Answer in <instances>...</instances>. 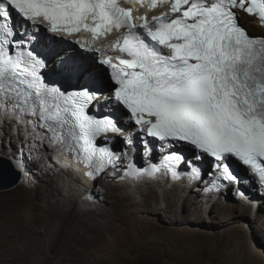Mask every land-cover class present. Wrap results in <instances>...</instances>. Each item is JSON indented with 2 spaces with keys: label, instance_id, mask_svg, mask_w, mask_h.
<instances>
[{
  "label": "snow or ice",
  "instance_id": "6c2138e0",
  "mask_svg": "<svg viewBox=\"0 0 264 264\" xmlns=\"http://www.w3.org/2000/svg\"><path fill=\"white\" fill-rule=\"evenodd\" d=\"M241 13L264 25V0H0V110L89 178L187 176L248 200L264 189V35Z\"/></svg>",
  "mask_w": 264,
  "mask_h": 264
},
{
  "label": "rangeland",
  "instance_id": "374dc122",
  "mask_svg": "<svg viewBox=\"0 0 264 264\" xmlns=\"http://www.w3.org/2000/svg\"><path fill=\"white\" fill-rule=\"evenodd\" d=\"M252 22L243 20L251 34L264 35V28ZM13 128L4 129L7 143L9 138L16 142ZM4 146L2 152L8 154L9 146ZM119 178L100 180L102 201L94 204L84 195L88 204L78 203L96 208L89 213L95 219L91 233L87 230L86 264H264L263 203L258 208L234 191L211 207L202 204L199 191H185L183 186L177 191V184L129 187ZM63 186L69 189L56 178L28 177L0 192V264H18L14 246L24 248L26 241L35 239L37 224L45 216L40 199ZM107 209L108 214L100 213ZM78 213L73 211L76 218Z\"/></svg>",
  "mask_w": 264,
  "mask_h": 264
},
{
  "label": "bare ground",
  "instance_id": "6f19581e",
  "mask_svg": "<svg viewBox=\"0 0 264 264\" xmlns=\"http://www.w3.org/2000/svg\"><path fill=\"white\" fill-rule=\"evenodd\" d=\"M246 18L251 19V17L249 16H246ZM252 23L258 25L257 22ZM1 116H3L2 110H0V117ZM12 125L13 123L10 122L9 124H6L2 129L11 130ZM0 134L2 135V133ZM25 143L33 148H37L39 145L37 141L33 142L32 138L27 140ZM2 150L3 148L0 147L1 155H3ZM58 153L60 154V152ZM4 155H7L9 157V153ZM49 155L51 157L50 159L52 160L51 163L45 162L47 160L45 154L39 153L40 159L37 160H44L45 164L38 165L36 167V170H38V172H41V174H51L56 179L62 180V183H64L65 186H68L69 189L66 190L64 186L61 188H56L55 190L46 194L44 198L40 199V203L43 206L45 216L43 217V220H41L37 224V227H39L36 231L37 237H35V239L26 241L24 248H19L18 245L14 246V252L18 256L16 262L18 264H86L87 250L85 249V246L88 231L93 228V225L91 224L95 219L90 217L89 213H96L94 212V210L96 211V208L92 206H86L85 208H83L78 203L80 202L81 205L88 204L84 200V197L88 193L89 188L92 186V184H88L87 182H85L83 177L84 172L81 169H77L72 173V175L70 171H59L58 166H53V164L55 163L54 160L58 159V155L55 152H52ZM62 156L64 155H61V157ZM14 163L22 171V182H24L28 179V173H25L26 170H24V164L21 162L20 164H18L16 161H14ZM104 179H102V181ZM121 181V184L131 187L126 180L121 179ZM161 182L163 181H158V184H161ZM37 183L38 180L36 184ZM112 183L113 182L111 181L110 184ZM179 187L182 186L179 184H177V186H174L177 191H181ZM104 189L105 187H103V190ZM184 190L186 191V189ZM99 191L100 188L98 184H96L95 186H93V189L90 192V195L94 199V204L104 199L99 197ZM245 191L252 196L251 198L253 200L256 199V197L253 196V189L251 187H247ZM149 200V198H146L147 203L149 202ZM172 203H174V200ZM75 209H78V211L81 212L78 213L80 214L79 218H76V216L73 214V211ZM102 212L108 214L109 209H107V211L103 210L100 213Z\"/></svg>",
  "mask_w": 264,
  "mask_h": 264
},
{
  "label": "clouds",
  "instance_id": "9594fccd",
  "mask_svg": "<svg viewBox=\"0 0 264 264\" xmlns=\"http://www.w3.org/2000/svg\"><path fill=\"white\" fill-rule=\"evenodd\" d=\"M250 32V31H249ZM253 35V34H252ZM5 143V144H4ZM13 143V142H12ZM12 143H10L9 141H8V143L6 142V141H3V146H2V148H3V150L5 149V146L4 145H7V146H11V144ZM13 145V144H12ZM14 146H16V145H14ZM15 148V147H14ZM17 148V147H16ZM8 150H9V148H8ZM15 150V149H14ZM9 156L11 157V155L9 154ZM46 162V161H45ZM18 163V162H17ZM19 164V163H18ZM24 164V170H26V174L28 173V177H29V179L31 178V179H33V178H35V177H38V178H43V177H45V178H50V176H51V178H55V177H53L51 174L50 175H44V174H41V173H39L37 170H36V167L38 166V165H41V164H45L44 163V160H42V161H39V160H37L36 158H34L33 157V160L31 161V162H24L23 163ZM54 166L56 167V166H58V170H59V165L55 162L54 163ZM49 169V168H48ZM60 170H62V171H70L71 172V174L73 173V172H75L76 170L74 169H67V170H63V169H60ZM59 170V171H60ZM31 171H33V172H31ZM32 173V174H31ZM30 175V176H29ZM108 176H110V175H108ZM107 175H106V177H108ZM84 177V176H83ZM105 177V178H106ZM183 178V177H182ZM102 179H104V178H102ZM102 179H96L93 183H92V186H95L96 184H98L99 182H100V180H102ZM85 180V179H84ZM121 180V179H120ZM85 182H87L86 180H85ZM164 182H169V184H171V185H176V184H179V185H181V186H183V184L181 183V181L180 182H173L172 181V179H166V180H163V182H161V184H163V185H165V183ZM153 183H156V184H158V181H147V183L146 184H153ZM88 184H90V183H88ZM130 184V183H129ZM145 185V184H144ZM91 186V187H92ZM91 187L89 188V191H88V193L86 194V196L85 197H87V199H90V200H92V202H94V199L92 198V196L90 195V192L92 191V189H91ZM133 187H136V186H133ZM248 186L247 185H245L244 186V190L247 188ZM185 188V187H184ZM195 188H197V187H195ZM234 188H235V186H233V189L232 190H225L224 191V193L220 196V198L218 199V200H213V198H209L208 197V192L206 193V192H204L203 191V188H202V186H201V188L200 189H194V190H192V191H199L200 192V194H201V201H202V204H204V205H208V206H215V205H217V204H220L221 202H222V199L224 198V197H226L227 195L228 196H230V195H232V194H234ZM186 189V188H185ZM253 189V188H252ZM187 190V189H186ZM188 191V190H187ZM191 192V191H190ZM235 194H237L236 192H235ZM248 194V193H247ZM238 195V194H237ZM248 196L250 197V202H252V203H254V205L256 206V207H258V205H260V204H262L263 203V206H264V199H262L261 197H260V192H259V190L258 189H256V190H253V196L254 197H256V199L255 200H253L251 197V195L250 194H248ZM259 197V200H257V198ZM259 203V204H258ZM259 208V207H258Z\"/></svg>",
  "mask_w": 264,
  "mask_h": 264
},
{
  "label": "water",
  "instance_id": "95a60500",
  "mask_svg": "<svg viewBox=\"0 0 264 264\" xmlns=\"http://www.w3.org/2000/svg\"><path fill=\"white\" fill-rule=\"evenodd\" d=\"M22 179L23 173L14 160L10 156L0 154V192L17 187Z\"/></svg>",
  "mask_w": 264,
  "mask_h": 264
},
{
  "label": "trees",
  "instance_id": "16d2710c",
  "mask_svg": "<svg viewBox=\"0 0 264 264\" xmlns=\"http://www.w3.org/2000/svg\"><path fill=\"white\" fill-rule=\"evenodd\" d=\"M246 28V27H245Z\"/></svg>",
  "mask_w": 264,
  "mask_h": 264
}]
</instances>
